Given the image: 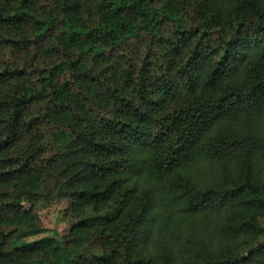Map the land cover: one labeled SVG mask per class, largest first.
I'll return each mask as SVG.
<instances>
[{
  "label": "trees",
  "instance_id": "obj_1",
  "mask_svg": "<svg viewBox=\"0 0 264 264\" xmlns=\"http://www.w3.org/2000/svg\"><path fill=\"white\" fill-rule=\"evenodd\" d=\"M263 219L264 0H0V264H264Z\"/></svg>",
  "mask_w": 264,
  "mask_h": 264
},
{
  "label": "rangeland",
  "instance_id": "obj_2",
  "mask_svg": "<svg viewBox=\"0 0 264 264\" xmlns=\"http://www.w3.org/2000/svg\"><path fill=\"white\" fill-rule=\"evenodd\" d=\"M200 170L203 172V166H201ZM36 212L39 214L42 228L46 232L31 237L29 240L41 238L46 235H67L71 227L78 223L73 217L72 212L68 210V202L65 199H58L49 204H38ZM261 242L264 243V238Z\"/></svg>",
  "mask_w": 264,
  "mask_h": 264
}]
</instances>
